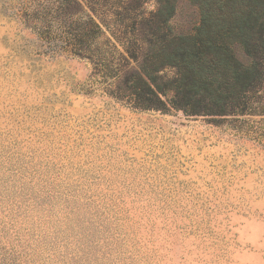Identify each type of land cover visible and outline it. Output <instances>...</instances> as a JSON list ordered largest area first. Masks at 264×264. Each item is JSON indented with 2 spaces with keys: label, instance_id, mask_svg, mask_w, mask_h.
I'll list each match as a JSON object with an SVG mask.
<instances>
[{
  "label": "rangeland",
  "instance_id": "1",
  "mask_svg": "<svg viewBox=\"0 0 264 264\" xmlns=\"http://www.w3.org/2000/svg\"><path fill=\"white\" fill-rule=\"evenodd\" d=\"M58 1L0 0V264H264V88L216 121L136 109L109 93L138 72L158 0L94 7L118 48L107 80L35 34L27 17ZM199 24L178 0L173 33Z\"/></svg>",
  "mask_w": 264,
  "mask_h": 264
},
{
  "label": "trees",
  "instance_id": "2",
  "mask_svg": "<svg viewBox=\"0 0 264 264\" xmlns=\"http://www.w3.org/2000/svg\"><path fill=\"white\" fill-rule=\"evenodd\" d=\"M106 1L59 0L57 8L27 18L40 21L34 31L47 51L88 60L107 80L119 63L117 45L96 20L94 7ZM177 1L158 0L157 32L138 72L126 81L125 90L109 94L136 109H174L213 121L248 114L260 104L256 100L264 88V0H188L198 8L200 24L187 35L175 34L169 26ZM85 3L93 7L83 17ZM71 4L82 10L68 12ZM166 68L175 69L172 79L160 76ZM258 109L263 113L264 105ZM255 133L264 141V125Z\"/></svg>",
  "mask_w": 264,
  "mask_h": 264
}]
</instances>
